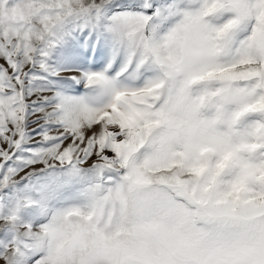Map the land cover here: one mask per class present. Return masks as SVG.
<instances>
[{"label": "snow or ice", "instance_id": "6c2138e0", "mask_svg": "<svg viewBox=\"0 0 264 264\" xmlns=\"http://www.w3.org/2000/svg\"><path fill=\"white\" fill-rule=\"evenodd\" d=\"M0 264H264V0H0Z\"/></svg>", "mask_w": 264, "mask_h": 264}]
</instances>
